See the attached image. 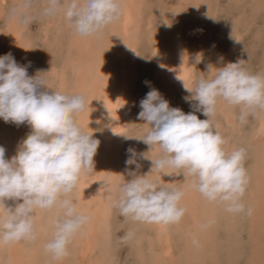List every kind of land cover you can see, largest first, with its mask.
Masks as SVG:
<instances>
[{
	"label": "rangeland",
	"instance_id": "obj_1",
	"mask_svg": "<svg viewBox=\"0 0 264 264\" xmlns=\"http://www.w3.org/2000/svg\"><path fill=\"white\" fill-rule=\"evenodd\" d=\"M17 2L18 0H0V56L12 53L16 61L19 60V65L28 66L30 63V67H27L29 76H35L38 70L43 72L46 86L49 88L44 87L41 90L50 94L53 91L79 94L78 82H82L86 87L84 96L87 106L81 115L91 119L92 112L100 101L94 98L93 94H97L101 88L100 70L104 66L103 60L106 59V65L114 67L115 61L111 55L118 41V20L107 26L98 36L89 37L78 35L62 14L53 18L37 19L26 26L17 23L13 25L14 20H9L6 10ZM132 6L135 24L134 32L129 33L134 36L136 51L132 60L133 70H129L128 75L130 97L122 117L125 125L112 138V187L108 189L101 176V195L97 194L95 199L97 207L101 210L92 209L88 213L86 224L93 226L90 235L94 251L88 252L87 256L95 263H99L98 260L101 259L99 264H169L172 257L180 259L181 262L189 257L193 264H264V217L257 223L251 219L254 211L253 200L258 199L262 192L264 197V143L257 135L264 111L257 110L242 123L238 119L239 108L219 100L213 117L217 128L227 141L226 148L232 150L242 147L246 150L244 167L249 182L243 202L246 207L252 209L250 216L227 212L221 204L206 200L197 191L200 195L195 199L194 215L201 220L191 222V211L188 212L185 205H181L185 209L183 217L177 223L167 224L171 236L172 256L158 260L161 243L157 238L155 226L124 217L113 205L119 186L132 179L125 164L128 158L126 150L131 147L137 153L149 151V146L139 138L146 134L150 126L146 121L138 119V114L141 111L140 101L150 89H157L165 99L170 96L166 99L169 100L170 107L180 108L185 114L193 111L186 100L192 93L184 87L170 85L168 95L161 91L155 47L169 46L170 43L179 55L187 54L192 66L189 87H194L199 78H210L214 74L216 69L210 62V56L215 55L218 67L224 66V56L230 46L232 62L242 60L250 73L264 74V0H133ZM194 27L201 28L206 34L205 40L198 46L192 39L196 31ZM13 33H16L17 37ZM145 81L149 83L145 84ZM195 114L201 120L208 118L199 111ZM74 118L84 129L83 122L79 124V113L74 114ZM1 128H4L5 135L2 134ZM30 132L31 127L26 122L17 126L11 122L5 123L0 118V146L6 149V158L10 159L16 154L18 144ZM155 150L147 152L146 155L150 154L149 156L155 158L159 148L156 147ZM143 160L146 162L142 164L140 171L148 173L150 179L164 184L159 172L149 173L151 161ZM128 167L135 169V165ZM186 182L187 179L182 173L174 175L170 181L171 186L181 190H184ZM78 197L80 198L79 180L68 194V198L74 202L77 211L82 213ZM187 197L185 195L184 200ZM204 200L205 207L202 204ZM19 202L22 201L7 200L5 205L15 207V203ZM2 212L0 209V214ZM62 214V209L58 207L34 212L36 238L15 242L16 251L19 252L18 258L21 256L18 264H78L80 239L85 233L86 224L72 238L68 245V254L59 260L54 259L44 247L53 235V219ZM254 225L255 228L252 227ZM129 233L131 237L126 238ZM10 252L9 244L0 246V264H15ZM195 252L199 253L198 256Z\"/></svg>",
	"mask_w": 264,
	"mask_h": 264
},
{
	"label": "clouds",
	"instance_id": "obj_2",
	"mask_svg": "<svg viewBox=\"0 0 264 264\" xmlns=\"http://www.w3.org/2000/svg\"><path fill=\"white\" fill-rule=\"evenodd\" d=\"M6 14L20 26L62 14L78 35L89 37L98 36L116 22L122 7L120 0H18ZM27 67L30 63L19 65L12 53L0 56V118L5 123L19 126L26 122L31 127L10 159L0 146V246L34 240V212L58 207L63 214L53 219V235L44 247L59 260L68 254L72 238L88 222L89 217L77 211L68 194L82 172H93L100 141L74 118L87 106L86 97L42 91L47 87L43 72L29 76ZM215 69L210 78H199L194 87L183 81L185 90L192 93L186 97L192 112L185 114L170 107L155 88L140 101L138 119L150 128L139 139L149 146L147 152L158 147L159 153L151 158L147 152L137 153L131 147L126 150L125 164L132 179L119 186L113 201L122 216L167 225L179 222L185 213L180 205L184 192L150 179L148 173L139 175L138 157L151 161L149 173H182L185 179L191 178V187L206 200L221 204L230 213L252 214L243 202L249 182L244 167L246 150H228L213 117L219 100L238 107L242 123L257 110L264 111V74L250 73L242 60ZM197 111L208 118L199 119ZM132 165L135 169L128 167ZM7 200L22 202L8 207ZM130 237L131 233L126 238Z\"/></svg>",
	"mask_w": 264,
	"mask_h": 264
},
{
	"label": "bare ground",
	"instance_id": "obj_3",
	"mask_svg": "<svg viewBox=\"0 0 264 264\" xmlns=\"http://www.w3.org/2000/svg\"><path fill=\"white\" fill-rule=\"evenodd\" d=\"M176 1H178V0H176ZM120 3H121V7H122V14L117 21V24H118V29H117L118 41H117L116 47L114 48L113 55H111L113 61H115L114 67L111 68L112 65H109V64L106 65V59L103 60L102 65H104V66L100 70V73L102 74V76H101L102 79H100L101 88L98 90L97 94H95V95L93 94L94 98H98L100 101H98L99 104L96 105L94 111L92 112L93 113V115L91 116L92 118L90 119V118L85 117L86 115L85 116H83V114L81 115L82 112L79 113V118H81L79 121V124H81V122H83V127H84L83 130L89 134H92L94 139H98L100 141L97 152L93 157V161H94L93 172L91 174H89L86 171L82 172L80 177H79L80 198L79 197L78 198L80 201L82 214L87 215V216H88V213L92 209L93 210L96 209L97 211L101 210L97 207V203L95 201V199H97L96 198L97 194L101 195V192H100L101 186L99 184L100 183L99 180H100L101 176H103V181H104V184L106 183V187L108 189L112 187V183H113V179H114L113 178L114 175H112V171H113L112 168H114V165H113L114 163L112 162V161H114L113 160L114 154L111 151V149H112V138L119 132V130L123 127V125H125V124H123L122 117H123L124 111L126 110L128 100L130 97V88H129L130 83H129V76L128 75H129V70L130 71L133 70L132 60L134 59L136 49H135V45H134L135 44L134 36H131L129 32H134V26L133 25L135 24L134 23L135 16H134V10H133V6H132L133 0H120ZM176 10H177V8H176ZM179 19H181V17H179ZM9 22H11V21H9ZM179 22H180V20H179ZM13 23L11 22V24H13V25L16 24L15 21ZM195 28L196 27H194V29ZM10 29H11V27H10ZM12 29H13V27H12ZM16 33H13V34L16 36L17 35ZM133 35H135V33H133ZM123 36H125V38H122ZM205 37H206L205 32L201 28H198V29L196 28V31H194L192 39H193L195 45L198 46V44L201 41L203 42L205 40ZM168 45L169 46H164V47H161V46L158 47L159 46L158 45L154 49V52H155L156 58H157V68H158L157 73L160 74V85H159V87H160L161 91L163 92V94H167V95L170 92V88H169L170 85H178V86L184 87L183 81L188 85L189 81L191 79V72H192V66H191V63L187 59V56H186L187 54L179 55L175 51L176 48L174 46H171L170 43ZM18 51L19 50H17V52ZM232 56H233L232 47L230 46L229 48H227V51L225 53L223 65H225L229 62H232L233 61ZM209 59H210V62L214 65V67H218V63L216 61L215 55L210 56ZM17 62H19L18 59H17ZM157 85H158V83H157ZM77 90H78L79 94H82L84 96V93L86 91V87L84 86V84L82 82L81 83L78 82ZM163 97H165V96H163ZM94 98H93V100H94ZM168 98H170V96L167 97L166 99H168ZM188 104L190 105V102H188ZM191 104H195V101H191ZM90 109H92V108H90ZM89 112L91 114V111H89ZM80 115H81V117H80ZM2 127H4V126H2ZM21 129L22 128H20V130ZM1 132H2V134L4 133L3 135H5L4 128H1ZM257 135L259 136V138H261L263 140V143H264V115L261 116V118H260V122H259L258 129H257ZM155 149L156 148H154L150 152H153ZM110 152H111V154H110ZM147 155L149 156L150 154H147ZM151 155H152V153H151ZM150 157L152 158V156H150ZM138 161L141 165L146 162L142 158H139V157H138ZM147 161H149V160H147ZM141 167H143V165ZM141 170H143V169H141ZM138 174L144 175V172H141L139 169ZM159 174H160V177L162 178V180L164 181V183L169 182V185H171L170 181L172 180V178L175 174H173V175H162L161 173H159ZM182 191L184 192V195L180 201V205H185V207L188 209V212L191 211L190 214H192V216H193V218H192L193 221H191V222H198L197 221V220H199L198 216L194 215L195 210H196L194 208V205L196 203L195 199H197V197L200 194L194 188L191 187V178L190 177L187 178V182L185 183L184 190H182ZM105 193H106V190H105ZM185 195H187L188 197L184 200ZM260 197H258V199L256 198L255 200H253L252 209L254 211H253V217L251 219H252V221L254 219V223L255 222L257 223L258 220H260L261 218L264 217L263 192H262ZM200 203H201V200H200ZM202 204L205 207V200ZM152 224L155 226L157 238L160 240V243H161L160 253L158 255L159 256L158 260H160V258L166 259V258L172 256L173 252H172V246H171V236H170L169 230L167 228L168 225H165L162 223H152ZM252 227L255 228V225ZM92 228H93L92 224H88L86 226L85 233L82 234L83 236L80 239L78 264H99L100 262H102V260L99 259L98 260L99 263L98 262L95 263L93 259H90L91 257L89 258L87 256V255H89L88 252L92 251V238L90 235ZM258 228H260V227H258ZM204 237H205V235H204ZM194 242H196V241H193V243ZM93 243H94V241H93ZM15 244H16L15 242L9 244L10 249H11L10 253H11L12 261H15V264L16 263L18 264V261H20L21 256L18 258V254H17L18 251H16ZM204 245H203V247H204ZM194 247H195V245H194ZM198 252L197 253L195 252L197 254V256L199 254ZM202 253H204V252H202ZM196 259L198 261L200 260V258L198 259L197 257H196ZM169 262H170L169 264H193L189 257H187L186 260L183 259V262H181V260L178 258L172 257L169 260ZM60 264H62V263H60Z\"/></svg>",
	"mask_w": 264,
	"mask_h": 264
}]
</instances>
